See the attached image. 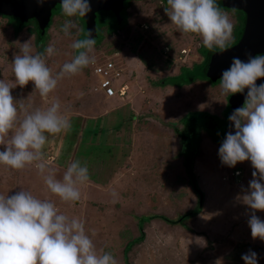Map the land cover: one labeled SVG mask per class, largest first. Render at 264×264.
Returning a JSON list of instances; mask_svg holds the SVG:
<instances>
[{
    "label": "rangeland",
    "instance_id": "1",
    "mask_svg": "<svg viewBox=\"0 0 264 264\" xmlns=\"http://www.w3.org/2000/svg\"><path fill=\"white\" fill-rule=\"evenodd\" d=\"M165 7L167 5L162 0H134L126 12L122 11L124 18L120 23L112 14L106 13L107 11L97 12V26L103 25L105 28L101 29V40L95 44L96 61L111 57L120 63L125 69V74H129L128 80L137 82L139 92L143 93L145 89L160 90L161 93L151 95L153 103L145 101L144 114L138 115L140 123L151 117L155 121H161V125L164 121L169 123V127L181 129L180 118L187 113L206 111L216 115L225 125V108L229 97L220 95L219 83L213 84L200 77L190 84H179L178 78H171L182 72L183 68L188 71L194 64H199L206 48L199 35L177 31L165 13ZM221 10L229 15L233 24L232 37H238L240 27L237 28L239 23L235 12L224 8ZM66 19L69 18L62 14L61 8L53 12L47 41L39 48L32 23L16 33L14 27L17 22L0 16V79L13 87L12 96L16 101L22 100L20 102L25 106L31 107L32 99L33 108L45 109L53 100L58 99L60 103L63 102L61 110L68 109V116L73 112L83 115L85 112L80 111L82 106L78 103L76 93L83 91L85 94H95L90 66L75 76L60 80L47 98L39 95L31 81L23 88L15 85L12 72L13 57L19 51L17 42L22 43L30 38L33 52H42L47 46L55 45L57 54L47 59V65L53 73H56L64 62L69 61V45L72 40L64 37L59 30ZM71 19L79 25L75 17ZM78 29L79 26L73 30L72 39H77L80 33ZM111 32L115 33L109 34ZM84 34L82 32L79 38H84ZM156 98L158 99L155 101ZM144 99L145 97H139L137 103L143 102ZM129 108L130 104L124 105L118 112L123 117L124 111ZM110 117L113 120L112 114ZM122 117L121 120L124 121L126 117ZM70 119L72 129L68 134L49 136L50 142L46 143L44 148L46 162L49 160V150L48 153L55 156L58 166L65 168L67 161L70 162L72 151L74 160H80L82 165H87L90 180L100 181V178L112 175L110 173L121 164L125 148L114 144L116 133L106 129V117L98 116L95 120L88 121L82 116ZM130 131L131 129L129 133ZM160 134L170 141L171 146H157L158 152H168V161L162 156L159 164L152 166L154 170L150 168L151 171L156 170L159 180L152 181L150 176L144 181L140 180L143 177L138 180L137 177L131 178L124 187H117L102 195L107 198L103 200L93 199L94 194H99L98 198L102 199L101 193L95 191L104 190L107 186L85 185L80 188L79 201L64 203L47 191L43 178L34 165L16 170L0 164V194H11L23 189L38 198L50 199L61 213L85 222L86 233L98 251L110 252L118 264H124L123 247L140 234L141 216L161 215L170 220H177L197 204L196 196L187 181L189 178L184 159L180 156L179 138L174 141L176 135L171 137L163 128ZM76 138H79L78 142ZM190 140L192 145L183 148L182 152L189 154L188 150L198 147L192 170L198 186L204 192L202 209L196 216L174 225L161 219H155L156 223L148 222L147 226L143 223L144 239L128 253L129 264H244L241 257L249 250L257 253L258 264H264V241L251 237L247 224L251 210L238 199V196L243 194L242 187L246 189L252 179L253 169L250 162L237 163L233 168L222 165L218 157L222 141L211 137L208 132L200 134L197 144L193 138ZM174 142L177 143L176 148ZM0 150H3V146H0ZM49 166L57 178H62L64 170L53 164ZM97 169V173H94L93 170ZM98 175L101 177H94ZM142 181L149 186L146 188V194L149 196L141 197L140 190L144 184ZM101 183L106 185L105 180ZM137 184H140V188L136 187ZM128 187H132L136 196L140 191V195L134 198V193L131 195L126 192ZM113 192L115 196L112 195ZM123 210L127 212H122ZM255 214L264 220V211H256ZM93 232L95 235H92Z\"/></svg>",
    "mask_w": 264,
    "mask_h": 264
},
{
    "label": "clouds",
    "instance_id": "2",
    "mask_svg": "<svg viewBox=\"0 0 264 264\" xmlns=\"http://www.w3.org/2000/svg\"><path fill=\"white\" fill-rule=\"evenodd\" d=\"M42 7L49 0H34ZM165 13L177 31L197 34L205 48L225 50L232 42L233 24L216 0H166ZM66 19L60 26L69 45L71 59L56 73L47 59L57 54L54 44L42 52H33L31 38L17 42L19 51L12 61L15 85L23 88L30 81L39 95L47 98L60 80L81 73L96 63V40L88 29L84 38H73L77 29L73 17H86L92 12L91 0H61ZM235 9H233V12ZM83 31L82 29H78ZM48 32V30L46 31ZM245 59L233 57L220 75L221 96L244 93V103L234 109L228 120L233 131L220 143L218 157L222 165L233 168L250 162L252 179L238 199L251 210L247 221L251 237L264 241V220L255 213L264 211V54L245 52ZM13 87L0 79V164L21 170L34 165L43 178L47 191L61 202L80 200V186L89 181V169L80 160L68 164L62 178L46 162L45 145L50 135L68 134L72 129L68 109L61 110L58 99L45 109L30 108L16 101ZM83 91L76 93L82 98ZM113 196L116 194L113 192ZM92 235H95L93 232ZM241 259L244 264H258V255L249 250ZM0 264H118L110 252L98 251L86 233L85 222L63 214L50 199H41L20 189L0 194Z\"/></svg>",
    "mask_w": 264,
    "mask_h": 264
},
{
    "label": "crops",
    "instance_id": "3",
    "mask_svg": "<svg viewBox=\"0 0 264 264\" xmlns=\"http://www.w3.org/2000/svg\"><path fill=\"white\" fill-rule=\"evenodd\" d=\"M128 78H129V74H125L124 72L122 79L128 84L129 89H130V95L128 98L120 99V98L114 97V98L107 99L99 92H95V94H85L82 98L78 99L79 101L78 103L82 106V109H80V111L82 113L83 112L85 113L82 115L81 113L73 112V114L70 113L71 115L69 116L71 118L74 116H79V117L82 116L84 119H87V121L95 120L98 116L106 117V129H108V132L112 131L116 133V140H114L115 141L114 144L117 145L118 147L119 145H121L123 148H125V151H124L125 153H122L121 164L115 169V171H112L110 173L112 175H109L108 177L105 176L104 179L100 178V181L98 180L92 181L89 179V181L86 184L82 185V186L90 185L91 187L92 186H102V187L107 186L105 187L104 190L98 189L95 191V192L101 193L100 198L103 197L102 199H99L98 198L99 194L97 195L95 193L94 198H93L95 200L107 199L102 195L108 194V192L113 191L114 189H117V187H120V188L124 187L125 183L131 180V178L137 177V180H138V178L143 177V179H140V180L144 181L145 179L147 180L150 176L152 181L159 180V177L156 175L157 173L156 170L151 171L150 168L152 166H155V164H159V160L162 159V156L165 157L166 161H168L166 159V156H168V152L165 154H163L162 152H158L157 146L160 144L159 147H165V148L169 147L170 148L171 146L170 141L167 140L165 137H163L162 134H160L163 128L169 133L171 137H173L174 131L172 130L171 127H169L168 125L169 123L167 124V123H164L163 121V124L161 125V121H155L154 119H151V117L145 118V120L147 121L144 123H140L139 121L140 118L138 117V115L140 116L144 114L143 107H144L145 101L148 100V102L153 103L154 101L151 95L159 94L161 92L158 89L157 90L145 89L143 93L139 92L138 91L139 87L137 85V82L129 81ZM139 97H145L144 101L143 102L140 101L139 103H137V100L139 99ZM157 99L158 98H156L155 101ZM30 101H31L30 108H33L34 102L32 99H30ZM129 104H130V108L129 110L124 111V116H123V117H126L127 119L125 118V120L122 121L121 120L122 116L120 112L118 111H120L124 105H129ZM61 105H63V102H61ZM93 110H97L99 112L93 113L92 112ZM111 114H112L113 120L110 117ZM152 117L157 119V117H155L154 115H152ZM130 129L131 131L129 133ZM174 138H176V140L174 141H177L178 137L175 136ZM78 140L79 138L77 139V142ZM118 140H120V142ZM49 142H50V139L47 141V143ZM176 147H177V143L174 145V148ZM48 152H47V156L49 160H47V164L48 165L53 164V165L58 166L59 163L56 162L55 156L52 153H48ZM155 152L157 154H155ZM174 154H176V151ZM70 157H71L70 162L67 161L65 168L60 167V166L58 167L65 171L68 164L74 161L75 159V157H73L72 151H71ZM152 169L154 170L153 167ZM91 170L90 172L94 171V173H97L98 171V169L93 170V171ZM94 177L99 178L101 176L98 175ZM104 180L106 182L105 183L106 185L101 183V181H104ZM143 181L142 183L144 184H142L141 186L142 189L140 190L142 192L141 197L149 196V194L148 195L146 194V188H149V186ZM82 186H80V188ZM136 187L140 188V184H137ZM140 191L138 192L136 196V192H134L132 187L131 188L128 187L126 192H128L131 195L134 193L133 197L134 196L138 197L140 195ZM95 202H98V201H95ZM98 203H102V202L99 201ZM122 212H127V211L123 210ZM149 223L151 224V223H156V222L151 221Z\"/></svg>",
    "mask_w": 264,
    "mask_h": 264
},
{
    "label": "water",
    "instance_id": "4",
    "mask_svg": "<svg viewBox=\"0 0 264 264\" xmlns=\"http://www.w3.org/2000/svg\"><path fill=\"white\" fill-rule=\"evenodd\" d=\"M132 1L134 0H91L92 12L86 17H80L85 33L90 29L96 37L95 18L99 11L111 12L120 23L124 18L122 11L127 10V2ZM60 2L61 0H49L42 7H38L34 0H0V15L13 17L22 24L33 20L40 35L44 36L53 12L60 9ZM218 5L242 12L244 27L239 40L234 45L228 46L223 51L219 49L211 53L204 71V76L211 82L220 81L222 71L230 66L233 57L245 59V52L252 55L264 54V0H218ZM256 83H264V78L258 79ZM246 92L247 89L242 94L229 96L227 125L214 131L220 141H223L227 132L234 130L228 117L234 109L243 105Z\"/></svg>",
    "mask_w": 264,
    "mask_h": 264
},
{
    "label": "trees",
    "instance_id": "5",
    "mask_svg": "<svg viewBox=\"0 0 264 264\" xmlns=\"http://www.w3.org/2000/svg\"><path fill=\"white\" fill-rule=\"evenodd\" d=\"M162 1L165 2V4H166V0H162ZM216 3L218 5V0H216ZM219 7L223 9V7H221V6H219ZM100 12H102V11H100ZM106 13L111 14L109 11H107ZM236 14H237V20L239 23L237 28L240 27L239 36H241L243 26H244V14L242 12H239V11H236ZM5 18L11 19L12 22L13 21L17 22V26L14 27V32H16V33L21 31L22 29H24L25 27H27L28 25H30L32 23L34 26V29H33L34 33L33 34L35 35L37 46L39 48H42L45 45V43L47 41V32L44 34V36H41L39 33V30L37 28V25L33 20L29 21L25 24H22L13 17H5ZM7 21H9V20H7ZM51 23L49 22L47 30L51 26ZM102 26L103 25H100L97 27L96 44L99 43V41L101 40ZM121 28L122 27L120 26V29ZM118 30H119V28H117V31ZM117 31H116V33H117ZM82 32L85 33V31H82ZM113 33H115V32H111L110 34H113ZM97 35H98V37H97ZM239 36L234 37L232 42L228 46H230L234 42H236L238 40ZM79 37H77V38H79ZM216 50H219V49L214 48L212 50H209L206 48L205 54H204V56L203 55L201 56L202 59H201L199 64H194L191 68H189L188 71H186V69L183 68L182 72L180 71V73L178 75H176L175 77H171V78H174V79L178 78L179 84H184V83L190 84L195 79L198 80L200 77L203 80L204 79L209 80L204 76L205 66H206V63L208 62V59H209L211 53L216 51ZM212 83L216 84V83H220V82H212ZM229 96H227V98ZM225 114H228V104H226ZM217 118H216V115L210 114L206 111H195V112L187 113V115H185L179 119V124L181 125V129L178 127H171L172 130L174 131V134L179 138V140L181 142L180 156H182L184 159V167H185L186 173H187L188 178H189V183L191 185L193 193L196 196V201H197L196 207L194 209H191V210L185 212L181 216H179V218L177 220H170L167 217H164L161 215L141 216L140 221H141L142 225L144 223V226H146V223L154 221L155 219H161V220L165 221L166 223L174 225V224L182 223V221L186 218L196 216L201 211L203 201H204V192L198 186V184L195 180V175H194L193 170H192L194 158H195V155L197 153L198 147L195 146L194 149L188 150L189 154H183L182 150H183V148L192 145L190 138H193L194 143L197 144L199 142V136L202 132H205V133L208 132L211 135V137H214L215 139L219 140L216 137L214 131L218 128H224V127L222 126L223 123L220 120H218ZM142 225L140 224V226H139L140 234L138 235V237H136L132 241L128 242L123 247L122 259H123L124 264H129L128 253L130 252V250L135 245L141 244L143 239H144V230H143L144 226H142Z\"/></svg>",
    "mask_w": 264,
    "mask_h": 264
},
{
    "label": "built area",
    "instance_id": "6",
    "mask_svg": "<svg viewBox=\"0 0 264 264\" xmlns=\"http://www.w3.org/2000/svg\"><path fill=\"white\" fill-rule=\"evenodd\" d=\"M91 76L94 80V92L101 93L105 98L125 99L130 95L128 84L122 79L125 69L111 57L102 58L90 65Z\"/></svg>",
    "mask_w": 264,
    "mask_h": 264
},
{
    "label": "flooded vegetation",
    "instance_id": "7",
    "mask_svg": "<svg viewBox=\"0 0 264 264\" xmlns=\"http://www.w3.org/2000/svg\"><path fill=\"white\" fill-rule=\"evenodd\" d=\"M162 2H163V1H162ZM130 3H131V2H130ZM130 3L127 2V9H128V7H129ZM223 8H224V9H227V8H225V7H223ZM228 10H229V9H228ZM230 11H231V10H230ZM232 11H233V10H232ZM232 11H231V12H232ZM234 12H235V16H237L236 11H234ZM234 12H233V13H234ZM110 13H111V12H110ZM111 14H112V13H111ZM97 15H98V13H96V18H95L96 32H97V27H98V26H97L98 23H97V21H96V19H97ZM112 15H113V14H112ZM75 18H76L77 22L79 23V25H78L79 28L82 29V30L84 31L83 23H82L81 21L79 22L80 17H79V18L75 17ZM78 19H79V20H78ZM243 27H244V26H243ZM102 28H105V27H102ZM81 34H82V31H80V33L78 34V37H79ZM109 34H110V33H109ZM97 36H98V35H97ZM94 38H96V37H94ZM239 38H240V36H239ZM239 38H238V40H239ZM96 39H97V38H96ZM232 40H233V39H232ZM238 40H237V41H238ZM237 41H236V42H237ZM236 42H234L232 45H234ZM230 46H231V45H230ZM201 59H202V57H201ZM206 65H207V63H206ZM205 68H206V66H205ZM218 82H220V81H218ZM216 84H217V83H216ZM226 118H227V116H226ZM226 125H227V122H226L225 125H222V126H223V127H226ZM194 138H195V137H194Z\"/></svg>",
    "mask_w": 264,
    "mask_h": 264
}]
</instances>
